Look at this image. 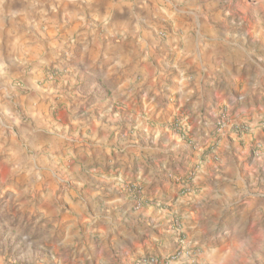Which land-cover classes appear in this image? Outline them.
Masks as SVG:
<instances>
[{
    "label": "clouds",
    "instance_id": "clouds-1",
    "mask_svg": "<svg viewBox=\"0 0 264 264\" xmlns=\"http://www.w3.org/2000/svg\"><path fill=\"white\" fill-rule=\"evenodd\" d=\"M0 264H264V0H0Z\"/></svg>",
    "mask_w": 264,
    "mask_h": 264
}]
</instances>
